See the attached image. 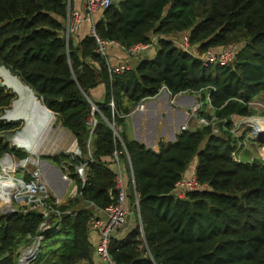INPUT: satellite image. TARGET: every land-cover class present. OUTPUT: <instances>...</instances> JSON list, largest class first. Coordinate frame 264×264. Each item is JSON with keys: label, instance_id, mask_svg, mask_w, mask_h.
<instances>
[{"label": "trees", "instance_id": "16d2710c", "mask_svg": "<svg viewBox=\"0 0 264 264\" xmlns=\"http://www.w3.org/2000/svg\"><path fill=\"white\" fill-rule=\"evenodd\" d=\"M71 6V0H0V64L30 86L40 100L35 103L47 107L75 137L81 156L61 153L46 158L64 173L66 165L82 191L58 207L74 212L44 232L40 230L44 216L36 210L20 207L0 216V264H19L15 250L39 233L44 240L35 262L45 247L48 253L56 252L55 264H102L87 226L94 212L84 206L94 202L106 208L117 203L118 163L128 204L135 206L138 198L139 216L136 210V224L125 235H118L121 228L112 237L110 254L116 262L264 264V165L234 159L230 130L214 134L212 125L182 129L175 141H161L158 151L128 132L134 108L162 87L171 95L214 87L210 93L214 115L226 119L228 127L233 114L252 115L248 103L264 93V0L113 2L95 22L96 35L125 47L157 37L154 57L139 56L122 74L109 72L108 60L97 51L91 32L77 42L72 34L67 38ZM185 33L200 53L242 45L234 61L204 64L175 42ZM100 85L105 96L99 101L91 92ZM87 93L98 107L93 132L89 124L93 103ZM14 97L0 87V116ZM55 121L50 118V128ZM19 126L0 120V134ZM89 140L93 160L83 186L76 166L88 159ZM5 152L22 159L28 156L3 136L0 157ZM195 159V173L209 188L181 198L176 186Z\"/></svg>", "mask_w": 264, "mask_h": 264}, {"label": "built area", "instance_id": "2783aa9c", "mask_svg": "<svg viewBox=\"0 0 264 264\" xmlns=\"http://www.w3.org/2000/svg\"><path fill=\"white\" fill-rule=\"evenodd\" d=\"M117 0H84L83 5L81 9H72L70 8L67 21H66V32H67V38L70 34L76 33L79 29V27L85 22L89 21L91 25V33L96 38V41L98 43L97 51L100 52L105 58L108 60V66H109V72L111 74H122L125 71H128L131 69V64L129 61L122 62L116 65L110 64L109 56H108V48L110 45L117 46L121 49H123L127 55L132 57H138L144 53H146L147 50H149L153 44L156 38H153L150 42H138L135 43L129 47H125L121 43L115 40H106L100 38L95 33V14L98 11H104L105 9L109 8L113 2ZM175 42L184 50L190 51L191 49V43L190 38L187 33L182 35V38L179 41ZM239 53V50L236 46H231L225 49L216 50V49H208L207 51L200 53L196 49V55L198 58H200L204 64H210V63H230L234 61ZM166 87H162L160 91L164 90ZM215 88L210 86L207 88H204L199 91H192V93L181 92L177 95H171L172 99L170 102L173 104L175 103V100L177 97L186 95V94H193L196 97L195 103H193L192 107L190 108L191 113L188 111V115L193 116L196 118V121L198 124L201 125H212L213 126V132L215 133L214 129V121L219 120L215 115L212 116V119L209 120L206 117H200L199 111L203 107V101L197 100V95L194 93H202L204 91L207 92L206 99L210 102V93L214 91ZM149 98H143L137 105V107L133 111H138L140 109L145 108L146 100ZM252 101H250L248 104L250 105ZM111 106L114 107V102L110 103ZM210 106H212L210 102ZM213 107V106H212ZM95 110V109H94ZM93 110V115H95V111ZM98 110V108H97ZM237 115V114H236ZM234 114L231 116L232 119H234ZM238 116V115H237ZM236 116V117H237ZM240 116V115H239ZM238 116V117H239ZM235 117V118H236ZM253 117H261V116H253ZM241 118L240 123H245L246 120L249 119V117H239ZM222 124L223 127H226L227 120ZM89 124L91 125V131L93 132L96 125H97V119L92 118L89 121ZM183 129H188L187 125H183ZM255 130V129H254ZM9 133V132H8ZM8 133H4L3 136L6 139V136ZM11 144V143H10ZM12 147L20 149L22 151L29 152L31 155L33 153L27 149L24 146H20L15 144H11ZM88 149H89V157L87 160L80 162L76 166V173L79 175V177L82 179L83 186L86 183L87 180V173L90 162L93 160L91 155V141L89 140L88 143ZM236 152L233 151V157L235 160ZM74 156H81V151L79 147L75 150ZM6 157H10L12 163L11 166L3 165L2 160H4ZM13 157L17 158L14 152H5L0 157V199L4 198L6 201L1 202L4 205H9L11 202L14 201H21L22 205L21 208L26 209H33L43 214L44 221L41 224L40 230L42 232L52 228V226L55 225V221L59 220V222L63 219L64 215L72 214L74 212L73 209H67V210H60L58 207L61 204H64L66 202H63V199L52 194L49 184L47 183L45 176L43 175L42 171L40 169H36L32 176L30 175L29 179H25L23 177H16L14 175H11L16 169V162L14 161ZM116 158L118 159V156L116 154ZM19 159V158H18ZM22 162L26 159H20ZM29 163V162H28ZM23 165V164H22ZM27 165V163L25 164ZM66 173L62 174V180L68 183V187H70L69 190V200L79 196L82 194V191H80V188L77 183H75L72 178L70 177V174L68 172V168L66 165L64 166ZM118 173H117V189L119 190L118 194V201L115 204H112L106 208H101L94 202H89L87 205L84 206V208H92L94 215L88 220V229L90 231H95L98 233L99 238L98 242L95 246V253L96 256L100 259L102 264H121L116 262L110 254V244L112 237L117 233V231L121 228H123L126 225L127 217L129 215V206H128V199H127V188L125 184V179L123 176V173L121 171V167L118 163ZM7 182L9 186L3 187L2 183ZM209 184L207 183H201L194 172L190 177H185L182 179L176 186V192L177 195L181 198H185L187 193L189 191H196L201 189H208ZM135 206L139 210V202L138 198L135 201ZM7 211L5 214L11 215L15 213L17 210L12 209L11 207L9 209H6ZM104 214L105 217H102L101 214ZM44 240L43 233L37 234L32 241L28 244V246L25 247L24 251L21 253H18V263L19 264H32L34 263L40 253L42 243Z\"/></svg>", "mask_w": 264, "mask_h": 264}, {"label": "rangeland", "instance_id": "374dc122", "mask_svg": "<svg viewBox=\"0 0 264 264\" xmlns=\"http://www.w3.org/2000/svg\"><path fill=\"white\" fill-rule=\"evenodd\" d=\"M69 10H70V7H69ZM68 13H69V11H68ZM90 32H91V30H90ZM154 38H156L154 41V44H155V42L157 41V37H154ZM176 41H178V40H176ZM154 44L149 50L146 51V54L144 55L145 58H152V56L154 57V54H156L157 46H156V44L155 45ZM241 45L242 44L236 45L238 50H240ZM216 50H220V48L216 49ZM190 51L195 52V54H196L195 49H193L192 47H191ZM108 56H109V50H108ZM109 61H111V59ZM110 64L113 65V63H111V62H110ZM1 80H2V78H0V81ZM5 88H6V90H9L15 96L13 101L19 100V96L14 91V89H12L10 87H5ZM194 94L197 95L198 101H203V107L198 113L199 116L203 117L202 113L210 114V115L214 116V108L212 106H210V102L205 98V95H204V94L207 95V92L204 91L202 93H194ZM203 95H204V97H203ZM86 96L90 99V101H92V99L88 93L86 94ZM171 99H172V97L170 94L169 96H167V102L170 106H173V105H175V103L172 104L170 102ZM13 101H12L10 107L8 109H5L2 112V114L0 116V120L11 122L13 124H20V126L17 127L16 130H20L22 127H25L28 124L29 125L33 124V122H28V124H26V121L23 119L22 120L21 119L11 120V121L7 120L6 113L8 110L13 108ZM195 101H196V97L193 95V98L191 100V105H193V103H195ZM92 103H93V109L91 110V113L89 115V121L92 118H96V116L93 115V110L95 109L97 111V108H98V107H96L97 105L95 102L92 101ZM35 104H37V102ZM39 105H41V104H39ZM249 106H250V110L252 112V115H250V116H243V115L239 116V114H237V115L239 117H241V116L242 117H249V119L252 118L253 116L264 117V93H262L259 97L253 99L252 103ZM189 113H191L190 110H189ZM234 115H235L234 119H232V117H231V121H232L231 127H228L227 125H226V127H223L222 124L225 122V120H217V121L215 120L213 123V125L215 127V129H214L215 133L214 134H222V132L224 133L225 131L230 130L233 134V138L235 139V141L233 143H234V152H236L235 158L237 159V161H245V162L257 161L258 163L264 165V134L256 132L252 127L248 126L247 123L241 124L240 123L241 118H239L236 115V113ZM2 117H5V119H3ZM55 118H56V121L53 125L54 127L50 129V130H54V131H52L49 134V136L46 138V140L44 141V143L42 145L40 152L38 154H33V155H31L29 152H27L28 156L35 157V159L37 160V163H27V165H22V161L20 160V159H22L21 157H19V156L17 158L13 157L14 161L16 162V169L13 173H11V175H14L16 177H23L25 179H29L30 175L32 176V173L38 168L41 171H43V173L45 174L46 181L49 184V188H50L52 194H54L55 196L60 197V198H65V199H63V202H66L67 200H69L70 187H68L69 186L68 183L61 180L62 178L60 177V173L58 172L57 169H55L51 166H48L45 163L41 162V159L46 158L47 156H55V155H58L61 153H66L70 156H73L75 153V150L77 149L76 139L73 136V134L71 133V131L62 126L61 122L58 121L57 116H55ZM187 119L188 120H186L187 122L185 124L188 123L189 127L193 130L197 129L198 127L206 126V125L198 124V122L196 121V118H194L193 116L187 115ZM48 120H49V125H50V117ZM12 132H13L12 130L9 131V133H12ZM117 134L119 136V130H118ZM0 137L3 138V134H0ZM4 140L6 142H8L5 138H4ZM9 143H11V142H9ZM72 146H75V150H73L74 148H72ZM26 158H24V159H26ZM71 160H68V161H71ZM195 160H193V161H195ZM196 162H197V160H196ZM58 167L61 169V166H58ZM48 171H49V176H47V174H46V173H48ZM50 172H52L53 177L50 176ZM27 174L29 175V177H27ZM192 174L193 173H191L190 175H188L186 177H190ZM54 176L55 177L57 176L56 184L53 181ZM60 183H62V184L60 185ZM21 205H22L21 201H14L13 200L10 204L11 211H12V209L17 210L18 208L21 207ZM6 206L7 205L0 203V216H3V217L9 216L8 215L9 213L5 214L6 212H10V211L5 210ZM128 206H129V208L132 209L133 215L135 214L136 210L138 212V208L136 206H134L133 204H131L130 202H129ZM137 214L139 216V212ZM53 245L56 246L55 244H53ZM26 246H28V243H26V242L21 243V245H19V248H17L15 250V253L16 254L19 252L21 253L22 251H24ZM42 251H44V252H43L42 256L40 255V258H39L40 260H38L37 262H34L32 264H55V260L57 258V257H55L56 252L52 251L51 253H48L50 251V249H46L45 247H43Z\"/></svg>", "mask_w": 264, "mask_h": 264}, {"label": "crops", "instance_id": "0c3cea01", "mask_svg": "<svg viewBox=\"0 0 264 264\" xmlns=\"http://www.w3.org/2000/svg\"><path fill=\"white\" fill-rule=\"evenodd\" d=\"M84 0H71L72 9H81ZM102 11H98L95 14V22L101 17ZM91 23L85 21L78 29L76 33H73V38L77 42L82 37L90 33ZM196 51V48H194ZM109 60L113 65L129 61L130 64H135L139 61V58H143L144 54L140 57L130 58L127 53L114 45H110L109 48ZM194 55L195 52H192ZM155 55V54H154ZM153 57V56H152ZM140 58V59H141ZM92 97L97 100L104 99L105 87L103 85L98 86L92 90ZM170 94L166 93L164 90L160 91L155 97H151L146 100L145 108L138 111H133L128 120L129 134L138 142L145 144L147 147L158 151V144L163 142H173L176 140V135L183 129V125H187V128L193 130L189 127V124H185L188 120L187 115L190 110L191 100L193 96L183 95L177 97L175 100V105L170 106L167 102V96ZM197 160V159H196ZM193 161L189 165V168L185 176L190 175L196 171V166L198 161ZM53 175V174H52ZM55 175V174H54ZM57 176L53 178L56 184ZM62 180V179H61ZM63 181V180H62ZM62 183H60L61 185ZM130 212L128 215V222L126 226L119 231L120 236L126 234V232L136 224L133 211L129 208ZM102 217L105 215L102 213ZM140 222V219H139ZM98 233L95 231H90V239L94 245L98 242ZM96 255V253H95ZM96 257V256H95ZM97 259V258H96ZM98 260V259H97Z\"/></svg>", "mask_w": 264, "mask_h": 264}, {"label": "bare ground", "instance_id": "6f19581e", "mask_svg": "<svg viewBox=\"0 0 264 264\" xmlns=\"http://www.w3.org/2000/svg\"><path fill=\"white\" fill-rule=\"evenodd\" d=\"M0 78L5 80L7 85L14 89L19 96V100L13 102V108L7 111L6 118L10 120L23 119L26 121V124H28V122H33L31 125L28 124L23 127V130L19 135L14 138V142L17 145L26 147L33 154H38L46 138L52 131H54L50 130L51 128L48 120L49 114L51 119H54L55 117L51 115L52 112L49 109H46L47 107L45 108L43 105L35 104L36 99L39 100L35 92L24 86L21 80L17 76H14L10 71L2 69L0 71ZM190 106L192 107V105ZM245 123L255 129L256 132L264 134V117H252ZM72 148L75 150V146H72ZM28 162L37 163V160L35 157L31 156L28 160H24L22 164L25 165ZM11 163L12 161L10 157H6L2 160L3 165L10 167ZM46 174L49 176V171ZM43 175L45 176L44 173ZM50 176L53 177L52 172H50ZM2 185L3 187L9 186L7 182H3ZM0 201L5 202L6 200L1 198ZM9 208L10 206L7 205V209Z\"/></svg>", "mask_w": 264, "mask_h": 264}, {"label": "water", "instance_id": "95a60500", "mask_svg": "<svg viewBox=\"0 0 264 264\" xmlns=\"http://www.w3.org/2000/svg\"><path fill=\"white\" fill-rule=\"evenodd\" d=\"M2 69H6V70H8V71L11 72V70L8 69V68L6 67V65H4V64H0V71H1ZM11 73H12V72H11ZM12 74H13V73H12ZM13 75H15V74H13ZM15 76H17V75H15ZM17 77H18V76H17ZM18 78H19V77H18ZM19 79H20V78H19ZM20 80H21V79H20ZM0 87H9V86L7 85V83H6L5 80H1V81H0ZM27 87H28L30 90L33 91V89H32L30 86L27 85ZM164 91H165L166 93L170 94V92L168 91L167 88H165ZM186 95L193 96V94H186ZM13 102H14V101H13ZM95 106H96V105H95ZM96 107H97V106H96ZM53 114H54V113H53ZM2 118L5 119V117H2ZM7 120L11 121L10 119H7ZM22 130H23V127H22L20 130H16V131H13L12 133H8V135L6 136V140H7L8 142H11L12 144H15V142H14V138H15L16 136H18L19 133H20ZM76 146H77V148H78V144H77V142H76ZM30 157H31V156H28V157L26 158V160H28ZM41 162H42V163H45V164L48 165V166H51V167L57 169L58 172L60 173V177H62V174H63L62 170H61L58 166H56L54 163L50 162V161H49L48 159H46V158L41 159ZM140 222H141V219H140Z\"/></svg>", "mask_w": 264, "mask_h": 264}]
</instances>
